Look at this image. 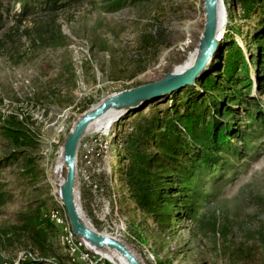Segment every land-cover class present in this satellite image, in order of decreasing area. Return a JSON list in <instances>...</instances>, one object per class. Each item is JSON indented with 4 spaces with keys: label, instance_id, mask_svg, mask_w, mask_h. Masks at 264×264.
Wrapping results in <instances>:
<instances>
[{
    "label": "rangeland",
    "instance_id": "374dc122",
    "mask_svg": "<svg viewBox=\"0 0 264 264\" xmlns=\"http://www.w3.org/2000/svg\"><path fill=\"white\" fill-rule=\"evenodd\" d=\"M27 1L33 7L29 18L42 15L32 0ZM22 3L0 0V40L22 13ZM223 4L220 44L227 36L247 52L253 50V23L241 20V10L231 0ZM106 8L101 0H79L56 13L62 43L34 48L23 39L7 50L9 54L0 50V125L13 117L34 138L32 148L12 158L13 148L0 134V264L32 258L66 264L69 255L59 241L64 214L53 171L68 132L105 98L176 70L193 53L204 24L202 0H127L117 9ZM261 101L264 104V96ZM128 129L129 122L107 123L80 142L98 138L94 150L100 155V171L92 176L96 190L83 182L76 160L78 204L91 227L125 243L143 264H264V139L255 140L258 126L252 127L253 150L231 173L226 170L223 184L204 188L210 197L202 214L206 223L216 224L218 235L203 240L197 239L188 221L178 223L171 233H159L137 210L119 175L121 150L115 141ZM64 175L65 171L62 179ZM31 216L53 225L45 239L34 237L32 227L23 229ZM103 259L102 264H111Z\"/></svg>",
    "mask_w": 264,
    "mask_h": 264
},
{
    "label": "trees",
    "instance_id": "16d2710c",
    "mask_svg": "<svg viewBox=\"0 0 264 264\" xmlns=\"http://www.w3.org/2000/svg\"><path fill=\"white\" fill-rule=\"evenodd\" d=\"M78 1L32 0L42 15L29 18L32 6L23 0L22 13L3 34L0 50L9 54L7 50L23 39L34 48L62 43L56 13ZM126 1L101 3L111 11ZM231 2L239 6L241 20L256 28L250 38L253 50L247 52L225 36L194 86L154 100L118 121L129 122V129L115 136L121 150V181L137 210L155 223L159 233H171L178 223L188 221L197 239L215 238L216 224L206 223L202 214L210 197L204 188L223 184L226 170L231 173L234 164L253 150V125L260 131L255 140L264 139V0ZM4 121L0 134L12 146V158H17V151L33 147V132L13 117ZM50 225L47 219L31 216L23 229L32 227L34 237L45 239ZM65 261L70 264L67 256ZM19 264L45 263L32 258Z\"/></svg>",
    "mask_w": 264,
    "mask_h": 264
},
{
    "label": "water",
    "instance_id": "95a60500",
    "mask_svg": "<svg viewBox=\"0 0 264 264\" xmlns=\"http://www.w3.org/2000/svg\"><path fill=\"white\" fill-rule=\"evenodd\" d=\"M202 5L203 28L192 53V60L186 68L174 70L156 82L105 98L79 117L63 141L58 161H61L65 175L57 196L63 205L73 234L97 254L114 252L126 264H143L125 243L99 233L83 219L76 191V160L80 142L93 124L91 129L107 119L111 125L134 110L145 108L154 100L195 85L212 62L223 39L219 18V8H223V0H202Z\"/></svg>",
    "mask_w": 264,
    "mask_h": 264
},
{
    "label": "bare ground",
    "instance_id": "6f19581e",
    "mask_svg": "<svg viewBox=\"0 0 264 264\" xmlns=\"http://www.w3.org/2000/svg\"><path fill=\"white\" fill-rule=\"evenodd\" d=\"M225 8H224V4H223V8L220 7L219 8V18H220V26H221V32H224L225 29ZM192 54H190L187 59L176 68V70H181L186 68L191 60H192ZM103 122H101L100 124L97 125V127H95L94 129H91L92 126H90L88 128V130L86 131L85 135L94 131L97 132L99 131V127L100 126H104L108 123V120H102ZM109 125V124H108ZM82 170H83V166H82ZM64 169H63V165L61 163V161L59 160L57 166L55 167L54 171H53V185H54V189L56 190V194L58 191L59 186L62 184L64 178L62 179V173H63ZM83 173V171H81ZM61 205V210L64 214V220H61L59 223H63L64 224V228H63V232L60 235V244L61 247L68 253L69 256H67V258L69 259V263L70 264H75V256L77 257V260H79L80 262H83V264H102V263H96V258H94V251H90L87 250V246L81 241L79 240L72 232L69 221L67 219V216L65 214V210L63 208V205L60 203ZM103 258H105L108 262H110L111 264H126L121 258L120 256H118L116 253L114 252H108V253H103L102 254Z\"/></svg>",
    "mask_w": 264,
    "mask_h": 264
},
{
    "label": "built area",
    "instance_id": "2783aa9c",
    "mask_svg": "<svg viewBox=\"0 0 264 264\" xmlns=\"http://www.w3.org/2000/svg\"><path fill=\"white\" fill-rule=\"evenodd\" d=\"M96 142H98V138H96V136H90L87 142L81 143L79 147L80 153H78L79 155L77 158V164L80 163L81 166H83V182L94 190L97 189V186L94 184L92 176L98 174L100 171L99 163H97V159H99L100 155L94 150V144ZM87 250L90 249L87 248ZM94 258H96V263H104V259L96 252H94ZM75 264H83V262L77 260V257L75 256Z\"/></svg>",
    "mask_w": 264,
    "mask_h": 264
}]
</instances>
